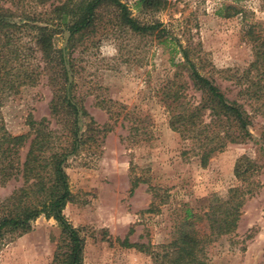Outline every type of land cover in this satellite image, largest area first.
<instances>
[{
    "label": "rangeland",
    "instance_id": "obj_1",
    "mask_svg": "<svg viewBox=\"0 0 264 264\" xmlns=\"http://www.w3.org/2000/svg\"><path fill=\"white\" fill-rule=\"evenodd\" d=\"M67 1L49 0L46 6ZM120 1L142 25L162 23L180 41L166 46L154 35L119 29L114 25L115 9L105 6L98 12L95 30L79 37L73 52H66L75 70L74 75L68 73L66 86L74 85L72 97L87 113L79 115L83 145L66 168L73 199L64 210L84 241L83 263L167 261L163 246L172 242L186 209L203 215L213 196L247 186L234 173L237 161L246 155L256 166L248 181L254 184V194L246 202L237 232L214 238L204 260L206 264H264V106H260L264 101H247L241 95L247 85L237 82L253 56L245 30L255 27L264 35V0H162L161 9L153 11L138 5L140 0ZM66 33L56 38L58 50L68 45ZM180 45L192 48L199 72L228 99L245 104L252 118L254 138L230 144L205 166L192 152V142L170 127L165 95L173 81L185 104L201 101ZM50 76L8 98L1 111L12 135L27 134L30 117L37 122L47 119L48 128L59 137L57 145L66 147L73 140L71 119L64 114L55 118L50 110L57 94H63L65 80L57 73L50 83ZM109 126L112 131H100ZM28 149L29 142L21 151L23 159ZM134 182L138 187L132 193ZM20 186V181H11L0 188V200ZM152 203L155 208L149 212ZM197 229L209 234L207 222L198 221ZM127 237L135 247L122 246ZM62 245L65 237L59 224L40 217L32 222L30 232L0 246V264H52Z\"/></svg>",
    "mask_w": 264,
    "mask_h": 264
},
{
    "label": "trees",
    "instance_id": "obj_2",
    "mask_svg": "<svg viewBox=\"0 0 264 264\" xmlns=\"http://www.w3.org/2000/svg\"><path fill=\"white\" fill-rule=\"evenodd\" d=\"M48 2L0 0V188L11 181L21 182L9 197L0 200V246L30 232L32 222L45 217L54 219L65 237V245L57 248L52 264H84V241L64 215L66 206L73 199L66 168L84 142V134L78 125L79 115H87L84 107L72 97L74 85L66 86L68 73L75 74L74 65L66 59V52H73L79 37L95 30L98 12L105 6L115 9L114 25L119 29L137 35H154L166 46H176L180 40L162 23L142 25L120 0H90L79 4L70 0L58 5L53 3L47 8ZM163 3L162 0H140L138 5L153 11L160 10ZM240 13L236 10V14ZM64 31L70 34L68 45L65 50H58L56 38ZM244 36L253 56L249 68L236 81L247 85L241 92L247 101H264V35L250 26ZM180 47L189 78L194 88L201 92V101L197 105L185 104L173 81L165 95L171 112L170 127L184 140L192 142V152L205 166L214 154L223 152L230 144H244L254 138L250 132L252 118L245 104L228 99L214 81L199 72L191 57L190 46ZM52 69L55 72L50 74ZM57 73L64 78L65 86L63 94L58 93V98L52 101L50 110L55 118L64 114L71 119V144L57 145L59 137L48 128L47 119L37 122L30 117V131L12 135L1 111L6 100L19 95L25 87H35L45 75H51L50 83L53 82ZM260 110L256 108L255 112ZM108 112L113 117V112ZM112 128L109 126L100 131L108 133ZM28 142L29 149L23 159L21 151ZM261 143L264 144V136ZM255 168L252 160L244 155L237 161L234 173L246 187L231 188L225 195L213 196L203 215L185 210L172 242L163 246V258L167 261L161 264H206V249L214 238L237 232L246 202L254 194V184L248 181ZM137 187L138 182L132 183L131 192ZM154 208L155 203H152L149 212ZM198 221L208 223L209 234L197 229ZM122 246L135 247L128 237Z\"/></svg>",
    "mask_w": 264,
    "mask_h": 264
},
{
    "label": "water",
    "instance_id": "obj_3",
    "mask_svg": "<svg viewBox=\"0 0 264 264\" xmlns=\"http://www.w3.org/2000/svg\"><path fill=\"white\" fill-rule=\"evenodd\" d=\"M69 37H70V34L66 33V43L68 42ZM69 80L71 81V75L70 74H69Z\"/></svg>",
    "mask_w": 264,
    "mask_h": 264
}]
</instances>
